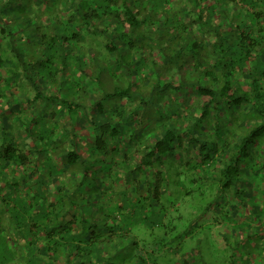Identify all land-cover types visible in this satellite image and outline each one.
<instances>
[{"label":"trees","instance_id":"trees-1","mask_svg":"<svg viewBox=\"0 0 264 264\" xmlns=\"http://www.w3.org/2000/svg\"><path fill=\"white\" fill-rule=\"evenodd\" d=\"M0 83V264H207L166 246L189 235L161 229L173 156L192 149L189 175L215 195L264 177V0H0ZM149 104L161 132L124 138ZM89 110L84 155L55 119Z\"/></svg>","mask_w":264,"mask_h":264},{"label":"rangeland","instance_id":"rangeland-1","mask_svg":"<svg viewBox=\"0 0 264 264\" xmlns=\"http://www.w3.org/2000/svg\"><path fill=\"white\" fill-rule=\"evenodd\" d=\"M108 79L109 78H107V80ZM83 83L91 93H97L96 91L98 89L91 80L83 77ZM0 85L3 86L4 84L0 83ZM187 96L191 97V102L194 104L199 97L195 91L191 90H187ZM117 104L120 107H124L126 102L119 100ZM22 107L25 109L26 105L23 104ZM158 108L159 106L154 108L151 104L147 106L150 113H144L139 116L141 128L137 131V134L134 133L131 125L128 127V125L125 124L123 126L124 132H121V135H123L124 138H134L135 136L146 138L153 134L152 131H149V128L152 126L156 127L157 132H161L163 126L160 120L155 118L149 123L147 118H144V116L147 117L149 114H154L157 117L160 116L159 111H163V108ZM23 112L24 111L20 109L19 116L26 122L27 118L29 119L32 115H30L29 112H25L23 115ZM94 115L96 114L93 110L85 111L84 113L83 111H79V113H74L71 118L65 114L62 115L60 119H55L62 129L68 130L69 134H71L70 130H73L72 134H74V137H71V135H69V137L62 135V138H65L62 142L63 145L68 146L67 138H78L76 140L81 142L80 148L85 155L86 138H93L96 132L93 126V120H95ZM36 119H38L37 116ZM135 120L134 118L133 121ZM39 123L40 121L37 123V127L32 126L34 131H37L36 129L40 127ZM226 125L229 126L230 123L227 122ZM11 127L12 129L10 131L12 132L14 127ZM230 130L231 128L228 129L225 127L224 129L222 127L219 133H223V131L227 133V131ZM233 138H235V136ZM217 140L219 141V138H217ZM5 142L8 141L5 140ZM259 150L264 156V149L259 147L257 152H259ZM184 152L186 154L188 153L189 156H194L192 149L186 151L178 149V155L176 154V156H173L175 165L170 170L172 174L166 181V190L160 199L161 205L159 204L157 209L161 207L166 208L165 215L162 216V232L167 230L166 227H164L166 224L169 225V223H174L172 226H175L176 231L186 229L189 231V235L186 236L187 244L181 243L179 245L177 241H175L168 242L166 246H176L179 256H181V254L186 255V251H189L198 256L202 255L207 264H223L221 259L225 256L226 251H228L225 250L221 241L220 235L224 232L228 233L231 242L238 241V246L234 248L235 252L240 254L236 260L237 264L242 263L243 254L245 252L252 251L256 254L260 253L263 250L262 244L264 243V238L262 239L264 236V229L261 226V224L264 223V177H261V174L258 172H256L257 175H249V182H245L241 186L245 191H241L237 194L238 196L235 195L234 198L231 194L225 195L226 193L215 195V191L209 187V178L204 181V179H199L198 175L195 173L189 175L190 169L185 165L187 158H185ZM252 161L254 164L258 162L257 158ZM71 182L74 181L72 180ZM106 182L108 184L109 180L105 181V183ZM2 218L5 219L4 214ZM227 219H230L229 223ZM163 244H165V242ZM163 251L164 249L162 248L160 252L163 253ZM251 261H254V264H263L259 260Z\"/></svg>","mask_w":264,"mask_h":264},{"label":"crops","instance_id":"crops-1","mask_svg":"<svg viewBox=\"0 0 264 264\" xmlns=\"http://www.w3.org/2000/svg\"><path fill=\"white\" fill-rule=\"evenodd\" d=\"M19 137L18 136H16V135H14V141H18L19 139H18ZM2 140V137H1V135H0V141Z\"/></svg>","mask_w":264,"mask_h":264}]
</instances>
